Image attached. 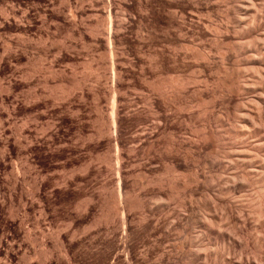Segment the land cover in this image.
I'll list each match as a JSON object with an SVG mask.
<instances>
[{
    "label": "rangeland",
    "instance_id": "1",
    "mask_svg": "<svg viewBox=\"0 0 264 264\" xmlns=\"http://www.w3.org/2000/svg\"><path fill=\"white\" fill-rule=\"evenodd\" d=\"M98 1L99 0H69V1L68 0H0V244H1L0 250H2L0 252V256L2 257V258H0V264L3 263L5 260H6L5 261L6 264L12 263V262H9L7 256H5L6 252L8 254V252H12V250H15V251L18 250L17 251L18 255L16 258L17 260H15L13 262L14 264H41V263L44 264L43 262H45V261H49L50 263H52V261H53V263H55V264H127V263L128 264H138V263L139 264H158L160 262L159 260H161L160 255H162L164 251L167 252L168 250L173 252L172 253L173 255L175 254L174 257H175V259L177 258L176 261L179 262L181 260L182 261L184 260L185 263H187V261H188L187 264H193V263L194 264H198V263L199 264H229L230 262H232L230 264H235L234 261H237L236 264H246V261L248 259L247 254H249V252H250L249 259L251 258V260H248L247 262L250 263V261H251V263H252V261L254 259H256L257 257L260 258L261 260L262 259L264 260V258H262L264 256H261V255H260V257L257 256L256 258H254L255 252L253 254V251H252V254H253V256H252L251 251H250V249H251L250 247H253L252 248L253 250H256L255 248H257V251H258V247L257 246L255 247L256 240L253 241V239H256L260 233H262L261 235H263V237H264V224L263 225L258 224L259 221L255 220L257 218V217L255 218L256 215L251 214V213H253V210L250 209L251 207H249L250 206L249 201H252V199H254V198L256 199L257 196H255V195L258 194L257 192L259 190L257 188H259V187L254 186V185L253 186L249 185L246 187L247 189H245V191H242V193L238 192L235 194L237 200L239 199L238 198L239 195H241L240 199L242 198L241 201L244 200L243 202L246 205V206L244 205L245 206L244 208L248 209V210H245L243 212L244 213L243 216L245 217V219H246V214H249V213L251 214V215L249 214L250 215L249 218L247 215L248 219H246V220H249V221H247V224H248V222L251 223V219L258 221L257 224H255V225H254V223H255L254 220H253L254 221L253 224L247 225V226H249V225L252 226V227L251 226L248 227L249 228L248 229L249 233L247 231L248 236L246 235L247 233L244 234L247 237H249L248 240H247L246 236L242 237V234H240L238 232L236 233V234H238V236L241 235L242 239H244V237L246 238L245 243H244L245 246L243 247L242 253H241V252H239V250H241L240 249L241 247L237 248L239 246V244H240V246L243 245L242 242L244 240L242 241L240 239L241 237L239 238L240 239L239 241H242V242H239L238 240L234 241V244L237 243L235 245L236 247H234L233 244L232 245L227 244L228 246L226 244L224 245V242L227 243L226 242L227 237H229L227 234H229L231 232V230L234 229L232 222L227 220L226 217L224 215H222L219 211H217L219 213H215V211H214V214H211V212L213 213V210H212L209 213V211L206 209L207 206L203 205L206 202V198L204 201L205 196H203V195L201 196V194H200V196H198L199 194H197L195 196L197 198L192 200L195 203L190 201V198L187 196V194H189V192H186V190L190 191L191 188L193 189L195 187L194 178H193L194 172L191 174H190V172L189 173L184 172L183 173L184 175L182 173H180L182 175H180L179 173H178V175L176 174L177 177H174V181L176 180L175 181L176 183L173 181V176H176V175L171 176L172 174L171 175L169 173L167 174V172H165V171L162 172V170L159 171L157 174L151 173V172H146L148 175L145 172L144 173L140 172L141 170H139L138 166H140L139 164L141 163L140 162L141 161V158H140L141 155L138 152V139L140 141L141 136L146 134V132H148V131L150 132L153 129V127H151V125L146 126L145 122H144V124H142L140 121V120H143L142 117L137 116L139 114L140 108H142L141 99L139 98L140 90L137 89V88H139L140 79L137 80V78L141 75V66H142L141 63H142L143 59L141 60V62L139 60L141 58H143V52L141 50L143 47L141 48L140 42H137L138 40H133V39H136V37H138L137 34L138 35L140 34L139 31L141 30L140 29L141 28V22L143 23V21L146 20V19H143L145 17V16H143L144 14L142 13L144 11V8L138 2H136V1L131 2V0H100L99 2ZM151 1H153V0H151ZM151 1L149 2V6H148L149 9L147 8V10H149L148 12L150 15V19L153 20L155 17H157V20L160 21L159 22V24H160L159 25V27H160L159 31L162 30V31H160L161 33H163V31H165V30H168L167 28H170V26L173 24L172 27L170 28V30L172 32L174 30L173 26H175V27L181 26L183 29L187 28V31H189V29H190V31L193 30V33H191L192 31L191 32L189 31L190 33H188V35L190 34L191 37H195L194 39H192L194 41V40H197V38L199 36H201V33H198V32L202 31L203 27H205L206 24L208 25L213 20V19H211L213 17L216 18V19H214L216 22L213 20L212 23L215 22L216 25H215V23H213L215 26L213 24H209L211 26L210 27L211 29L213 28L212 26H214V30H211V29L209 30L208 26L206 25L209 32H214L215 27H217L218 25H220L222 23L224 24V26L230 25V24L232 25V23L229 24L228 21L225 20V17L223 20V18H221L219 16V15H223V13L222 14L219 13V10H221V11L223 10L222 7H224V9L229 7V5H227V7H225L227 4L225 2H224L225 6L223 5L224 3H222V7H221V2H223L221 0H220L221 2L218 0L214 2V4L215 3L217 4V2H220L219 6L217 4V6L219 8L217 7L218 9L217 8L213 9L215 13L214 12L212 13L213 10L210 12V16H212L214 14H216V16L214 15L213 17H210L208 15L209 13H207L208 10H206V13H207L206 14V13H203V11L200 9L201 10L200 14H201V12H202V14H201L202 16H203V14H205V16L202 17V19H204V17H207V16H208L207 19H209V17H210L211 21L206 20V22H208V23H206L204 21L206 18L202 21L201 20L199 21V19H201V18H199L200 17L199 9L197 10V13L194 11L196 15H191V14L188 15L187 14L186 17L191 15L189 18L191 19L192 17H195L194 20L196 19L197 14H198L199 17H197V19L195 20L196 21L195 23H197V24L194 23V25H198V21H199L200 27L198 26L199 27L198 32H197V30H195L197 27L193 25V22H194V20H192L193 18L191 20L189 18H186V20L188 19L187 21L182 19L183 18L182 14H185L182 7L179 8L180 11L178 10V15H177V17H179L180 20H179V18L178 19L176 18V20H177L176 21V20H172L171 13L161 3L156 2L155 0L154 1L156 3H153L154 1L153 2H151ZM95 3H97V4H95ZM181 3H183V1H181ZM70 4L72 7L70 6ZM51 5L52 6L54 5V6L52 7ZM81 5L83 7H85L88 11L90 10L89 12H91V9H93L94 6L96 7L98 5L97 7H99V9L96 7L97 10L99 11L101 9V11L103 13L101 11H99V12H101V13H99L96 10L95 11L97 13H95L94 10H92L91 13L94 12L96 15L99 13V15H97V17L98 16L100 17V15H101L102 18H99V17L96 18L95 15L90 13L91 16H95V17L91 18V16L89 17L86 14V16L88 18H91V19H87L86 16L83 15V17L85 16V19L83 18V22L81 21V23L79 20V22H77L78 26L76 27L78 29V27L80 25V27H79V28H81V29H79L80 31L74 27L77 32L75 31V29L74 30L72 29V26L69 25V23L63 22V24L65 23L66 25L65 24L62 25V22L57 21L61 24H58L59 26L57 25V23L55 24V22H56L55 19L57 17L60 19L64 18L65 20H66V18L70 19L73 16L72 14H74L77 10H79ZM139 6L142 8H140ZM230 6H231V4H230ZM76 7H79V8L77 9ZM74 8H76L77 10ZM248 9H249L248 13L244 11L245 15L246 16L248 15L247 16L248 19L243 18L242 23H248L249 20L251 21L252 16H254L256 13L257 14L259 13V12H255V9L250 7V6ZM109 10L113 14V15L111 14L112 17L115 16L114 18L117 17V18H119V20H122V19L127 18V17L129 18L130 16H132V14L137 17V19L135 20L137 22L136 23L131 22V24L129 25L130 27L128 26V28H130V29L123 31L120 34L121 35V36H119L120 40L118 38H117L118 40L117 39L112 40V41H115L116 43H114L110 40L108 42L107 39L105 40L104 38L106 36H100V37H98L99 39L98 38L96 39V37L98 35L103 34L100 32L103 27H100V26H102L103 24H105V25H103L105 28L107 26L106 21L108 20V18H110V16L108 17V13H107ZM224 11L226 12V10H224ZM224 11H222V12H224ZM63 12H65V13H63ZM150 12H151V14H150ZM216 12H218L219 14ZM129 13H130V15H129ZM141 13L143 16L142 19H141ZM244 13H243V15H244ZM257 14L255 16H257ZM245 15L242 17H246ZM217 18L220 19V22L218 21L219 19L217 20ZM256 18H258V16ZM53 19L55 21H53ZM84 20L85 21L87 20V21L85 22ZM203 21L205 22V24H202V23H204ZM200 22H202V23H200ZM217 22H219L220 24ZM233 22H234V20H233ZM84 23H85V25H84ZM67 24L70 27H68ZM57 26H58V28H57ZM96 26H97V28H96ZM98 26L101 29H99ZM93 27H95V28H93ZM220 27L221 26L217 27V29H219ZM91 28H92V30H91ZM200 29H202V30H200ZM94 30L95 31L98 30L101 34H99L96 31L98 33V35H97V33H95ZM102 30L104 31V29H102ZM106 30H107V28H106ZM194 31L197 33H195ZM70 32H72V33H70ZM79 32H81V34ZM82 32H84V35ZM193 34H196L198 36L193 35ZM79 35H83V36H79ZM214 35H215L214 33L213 34L210 33L209 39L208 38L203 39L201 37H199V38L201 40L203 39L202 40L203 43H204V41L210 42V40H211L210 37L214 38ZM244 35L245 34H243V36ZM241 36H240V34L238 35V37H240V38H241ZM93 37H95V38H93ZM160 37L162 38V39H160L161 42L164 39H166L163 36H160ZM248 37H249L248 35H245V37H243V40H247ZM245 38H247V39H245ZM200 39H198L197 41H194L195 44L198 43V44H196L197 46L198 45L200 46L201 45L200 43H202L200 41ZM97 40H98V42H97ZM168 40L169 39H166L167 43H168ZM214 40H216V43H219V40L216 39V37L214 38ZM214 40L212 39L211 41H214ZM99 41H101V42L99 43ZM166 41H163L162 44L163 43L165 44ZM10 43H11V45H10ZM169 43H170V41H169ZM169 43L165 44V45L163 44L164 48H167V45L170 47ZM210 43L211 44H209V43L205 44L204 43L201 46L204 47V45H205V47H207V49H208V47L210 49L211 47L215 48L217 46V44L215 43L216 46L213 47L212 42H210ZM111 44H113V45H111ZM14 46L15 47L17 46V48H15ZM18 46H20V47H18ZM57 46L58 47L60 46V47L58 48ZM109 46H111V47H109ZM160 46H161V44H160ZM49 47H51V48H49ZM162 47H161V49H162ZM220 48H221V46H220ZM59 49H60V51H59ZM216 49L217 48H215V50ZM219 49L216 51H214V49L213 50L210 49L211 51H208V50L207 51L209 53H211L212 51L216 53L218 51L216 54L219 53V55H220L219 57L215 53L213 54V52L211 55L213 57H214V55H216L219 59H222L221 54H220L221 51ZM108 50H109V52H108ZM49 51H50V53H49ZM216 56L214 57V61H213V62H216L215 64L213 63V65H215L213 67H215V68L218 66L217 62H219V61L221 63L223 62V60L221 61V60L217 59ZM139 57H141V58H139ZM116 58H117V60L114 61ZM192 61L193 60H191L189 62V60H188V62H186V64H188V63H190L191 65L194 64V62L191 63ZM118 62L121 63L122 65H120ZM240 62H241V60H240ZM240 62H238V63H240ZM51 63H52V65H51ZM114 63H117V66H119V65L123 66L121 68L124 69L125 74L122 71L123 75L121 77H120V75H121L120 72L118 71V73L120 74L119 75L117 73V71L114 70V68H112ZM221 63L219 64V66H221ZM224 63H222V65ZM242 63H243V61L241 62V64H238L236 67L239 66L238 68H240V65H242ZM244 64L242 66L243 69H244V67H246ZM169 67L172 69L169 70L170 69ZM169 67H168V71L166 69V73L170 72V73H168V75L166 74V77L167 78L169 77V79H170V77H171V79H176L178 77L182 78L185 75L187 77H190V78L195 77L197 79V77L199 78V76H200L202 78L204 75L202 72L197 70L195 67L192 69V68L185 66L186 67L185 68L181 64L169 65ZM213 71H214V73H212ZM213 71L211 72V74L210 73L209 74L212 76L214 75L213 76L214 78L216 76H219V74L217 73L216 70H213ZM24 72H25V74H24ZM175 72L178 75L175 74ZM111 74H112V76H110ZM194 74H196V75H194ZM98 75H100V76H98ZM113 76H117L116 77L117 79H118V77L121 78V82L119 83V90L121 89L120 91L119 90L115 91L116 89L113 86ZM107 77H109V78H107ZM69 80H70V82H69ZM79 81H80L81 85H80ZM97 81H99V82L97 83ZM136 81H138V82H136ZM27 82H29V83L27 84ZM75 82H77V83H75ZM107 82H109V83H107ZM60 83H62V84H60ZM48 84L51 86H49ZM70 84H72V85H70ZM74 84H76L77 86ZM78 85L81 86L80 88H84L86 90L85 92H87V94L85 95V98L84 97L81 98V96L79 98V94H81L82 90L79 89ZM135 85L137 87L136 89L139 90V92L136 91ZM61 86L64 87V89ZM66 86L68 87L69 91H67ZM74 86H76V87H74ZM60 87H61L62 91H61ZM69 87H71V88L73 87L75 90L73 88L69 89ZM93 88H96V89H93ZM100 88H101V92H103V93H101V95H100V97L102 99H99V101H98L99 104H98V102H97L98 96H96V93L94 94V92H96V90L97 89L99 90ZM65 90L67 91V95H66V93H64V92H66ZM73 91H75L76 94ZM133 91H135V92H133ZM48 94L49 95L51 94L50 95L51 97ZM62 94L64 97H62ZM114 94H115V96H114ZM52 95L55 96V99H54V96L52 97ZM193 97L194 96H191L187 100L193 102L194 106H192V107H194V108H192V111L195 110V113H196L195 115L198 117V119L196 121H198V122L190 123L191 125L189 124V122H187V123H185V126H187L189 124L188 132H191L192 134H195V135H199V134H202L203 132H205V129H206V125H205L206 122H205V120H203L204 118L203 117L199 118V116H201L203 114L202 111L205 109L204 106H205V104L208 105L209 101L207 100V103H206V100H205L204 101L205 104H204V102L199 103L196 100V103H194L195 99ZM116 98H117L118 102L115 101ZM190 98H192L193 100ZM66 99H67V101H66ZM68 99H69V101H68ZM101 100H103V101H101ZM123 100H124V103H123ZM70 101H71V103L69 104ZM16 102H19V104H17ZM84 104H86V105H84ZM117 104H118V107H120L119 114L125 120V125L124 124L119 125L118 131H120L121 133L118 132L116 135L110 136L111 134L109 132H106V131H108L107 126L109 124L108 123L109 120L111 119L109 117H112V115L114 116L113 108ZM197 107H199V108L201 107V108L199 109ZM69 108H70V110H69ZM76 109L77 110L79 109V110L77 111ZM74 111H75V113H74ZM130 113H132V114H130ZM128 118H129V120H128ZM138 118H140V119H138ZM200 119H202V120H200ZM138 122H140V123L138 124ZM194 125L197 128L193 127ZM188 127H187V129H188ZM49 128H50V130H49ZM144 128L145 129L150 128V129L149 130L147 129L145 131ZM192 128H195V129H192ZM30 129H31V131H30ZM21 130H22V133H21ZM142 130H144L145 133ZM142 132L144 133L143 135H141ZM51 134H53L52 137L50 136ZM84 136H86V137H84ZM107 136H109V137H107ZM135 136H137V137L135 138ZM167 136L166 137L164 136L165 139H163L162 142L164 140L168 141ZM199 136H201V135H199ZM87 137H89V138H87ZM86 138L89 140H90V138H92V140H90V141H92L93 144H92V142L90 143V141L86 140ZM13 141L15 142V144ZM16 141L18 142L17 144H16ZM61 141H65V145L67 142L68 143L66 146L63 144L60 145ZM78 141L81 143H79ZM165 141L163 143H165ZM12 142H13V144H12ZM20 143H22V144H20ZM87 143L90 144V146ZM165 144H162V145L165 146ZM83 146H86L85 149L81 148ZM77 147H79V148L77 149ZM88 147H91V148H88ZM64 148H65V150H64ZM86 148L88 150H86ZM75 149H77V150H75ZM217 149L216 148L214 149L211 147V149L209 150L211 153L209 152V154H207L208 157H206V155H205V158H207L208 160L213 159L215 162L217 160L218 164H221L222 162H224L221 165L222 167L219 166L218 168H215L216 170L213 168L214 171L218 170L217 173L215 172L213 174L212 173L213 169L211 168L212 165L210 163L207 164L206 162H204V160L202 158L198 159L196 161L198 163H196V164H197V167H199V168L201 166V168L198 169L200 171L202 170L204 172L208 168L206 170V172H204V174L207 173L206 175H209L211 173L210 175L213 177V179H214V175H215V179L213 180V183H212V185L214 183H216L212 186V187H214V186L216 187V188L214 187V189L217 190V187H219L218 190H223L224 188L226 189V186L231 185V183L228 182L229 176H231L229 174V171L231 174L237 173L239 171L237 169L234 170V168L231 167L233 164L231 165L230 160H229L230 163L228 164L229 158H226V156L222 154V152H221V150H219V148H217ZM117 153H119V154H117ZM220 153H221V155H220ZM119 155H123L126 158H128L127 160H125L126 162L128 161L127 163L125 162L127 164V166H129L127 168L133 169L134 168L133 165L135 164V168H134L135 170L130 169L134 173L131 175V177L128 178V182H129L128 185L129 186L128 185L126 186L127 189L125 188V186L122 187V190L124 192L127 191L125 193L128 194L129 201H131V202H134L137 200L136 196L140 192L139 189H141L142 186L145 185L149 180H153V178H156V176H157L156 179L158 182V178L159 179L164 178L165 177L164 173H166V177L164 178V180H166L165 181L166 185H163L164 187L157 185V186H154L155 188L153 186H151V187L149 186L147 188L149 190L154 188V189H156V192L160 188L161 189L163 188L162 191H164V193H166V191H168V192L171 191L169 193L167 192V194H169V195L171 193V196H165V199L163 201L166 203L167 206L162 211L161 215L163 217L160 215V217H162V219L160 218V220H161V222L163 221L162 225L160 227L163 226L164 221L167 219L166 221H169L170 223H173V222H176V223L175 224H169L166 222L165 223L166 225L164 224L166 226L165 228H167V226L169 227L170 225H171V227L174 228V226L176 225V227H177V228L175 227L176 229L175 228L172 229L170 227L169 229L167 228L168 230H165L164 226H163L162 227L163 230H161L162 229L161 228V229H156L157 231L154 230L155 232H153V231L151 232V231L145 230L143 227H140L139 225H137L135 223L133 225V227L135 226L133 228L135 234L134 233L131 234V231H129L127 233V235L121 236V235H119V234H121L119 232L112 234L113 231H110L111 229H109V231L111 232V235L108 236V234L110 232L108 231L106 226H107V224L111 225V220H110V222L109 221L107 222V220H108V217L110 216V212L112 211V208H113L112 205H111L112 208H110L111 206L109 204V203H111L110 202V197H111L110 193L112 194L113 191H116V189L118 190L121 188V187H119L120 180L118 179V177H119L117 174L118 172H117L116 168L114 167V162L119 157ZM136 155H138V158ZM222 155H223V157H222ZM214 156L216 157L215 159L213 158ZM112 159H113V161H112ZM224 159H225V161H224ZM89 161L92 162L93 167L95 166L94 171H95L96 175L98 174L96 176L97 178L94 177L93 180H91V182L93 181L92 184H91V182L89 183L91 185V187L89 186L90 190H92V192L93 191L95 192V193L93 192L94 195L96 194L95 196H97L98 198H100V197L102 198V199L100 198L101 203L99 202L100 200L97 197L96 198L99 200L98 201L99 203L96 202L97 200L94 201V204H95L94 206H97V209H96L97 211L95 214L96 216L94 217L93 220H90L92 218H91V215L88 214V216L90 218L89 221L93 222V224H96L97 227L95 225H92V223H90L89 221L86 222L84 220L83 217H85L87 215V213H85L86 211L84 212L86 215H84L83 211H76L77 210L76 209L77 204H81L82 202H84V200H87L86 199L87 196L89 198L90 193H87V192H89V190L88 191L86 190V192H85V190H82V189H84L82 187H84L85 184L83 185L81 183H84V181L83 182L81 181V183H79V184L77 181L75 184L73 183L69 187H66V185L64 186L63 184H61V185H63V186H61L60 185L61 182L59 181V178L62 177L63 175H65V173L70 174L71 171L79 172L80 169H84L85 168V167H83L84 162H85L84 166L87 163H89L91 165V163ZM61 162H62V164H61ZM111 162H113V163L111 164ZM131 162H132V164H131ZM93 163H95V164L93 165ZM73 164H74V166H73ZM223 164H225L226 166L224 165V167H223ZM64 165L67 167H65ZM63 166H64V168H61ZM136 166H137V168H136ZM57 167H59L58 169L61 171H59L57 169ZM73 167H74V169L77 168V170H74ZM107 167H108V170H107ZM111 167H112V169H111ZM225 168L226 169L231 168V169L230 170L228 169L229 171L227 173V171L225 172V170H226ZM231 170H233V171H231ZM108 171H110V172L107 173ZM105 172L109 175H107ZM226 173L229 176H227ZM192 174H193V176H192ZM263 174H264V171H263ZM159 175H160V177H159ZM167 175H170V176L167 177ZM179 175L181 176V178L178 177ZM224 175L226 177H224ZM110 176L112 178H110ZM115 176L116 177L118 176V177L116 178ZM216 176L219 180L216 178ZM43 178H44V180H43ZM177 178H179V179H177ZM15 179L19 181V183L17 184L18 187H16L17 189H13V188H15V185L12 183L16 182ZM107 179H109V180H107ZM171 179L173 182L171 181ZM223 179H225V180H223ZM116 180H118L119 182ZM41 182H43L44 186L42 185L40 187ZM192 182H193V184H192ZM173 183H174V185H172ZM220 183L222 185H219ZM226 183L228 185L225 186ZM75 185H76V187H75ZM79 185L80 186L83 185L81 187V189H80ZM167 185H169L170 187ZM186 185H189V186H186ZM20 186H21V188H20ZM222 186H224V187L222 188ZM158 187H159V189H158ZM183 188H186V189H183ZM228 188L229 187H227V189ZM76 189H78V190L76 191ZM77 192L80 193L81 195H79ZM181 192H183V193H181ZM244 192H245V194H243ZM39 193H40V195H39ZM172 194H174V195H172ZM185 194L189 198V199L187 198L188 200H185V201H189V202H186L187 203L186 206H185V203L183 200V199H185L183 197V196H185ZM242 194L245 196H242ZM251 194H252V196L253 195L254 196L252 197ZM100 195H102V196H100ZM12 196H13V198H11ZM249 196H250V200H249ZM199 197H201V198H199ZM81 198H82V200H81ZM198 199L199 200L202 199V201L199 202ZM79 200H81V202ZM203 201H204V203L202 204L201 202H203ZM190 202H192L193 207L190 206ZM197 202H199L201 204H198ZM168 203H169V205H168ZM200 205H201V207H200ZM188 206H190V207H188ZM103 208H104V210H103ZM107 208H110V209L107 210ZM136 208H137L136 206H135V208L133 206L131 207L132 214L140 215L141 209L139 211ZM176 208H178V209H176ZM100 209L102 210V212H100L101 211ZM105 209H106V211H105ZM195 209H197V210L199 209L198 211L201 210V213L198 211L195 212ZM167 211H168V213H167ZM174 211H176V212L172 213ZM179 211H180V213H179ZM80 212H82L83 214L82 213L80 214ZM97 212L99 213V216H101L104 212L103 215L104 216L108 215V217L106 216V218H104V216L102 215L103 220L98 221L97 219H99V218L102 219L101 218L102 216L98 217ZM194 212H195V214H194ZM100 213H102V214H100ZM170 213L172 215H170ZM183 213L185 216L182 215ZM186 213L189 215L187 216ZM74 215L79 217L80 219L77 217H74ZM79 215H81L83 217H80ZM177 215H180L179 217H180V219H182V221L181 220L179 221V219H178L179 217L177 218ZM252 215H254V217ZM182 216H184V217H182ZM198 216L202 217V218L199 219ZM204 216H206L207 218H205ZM96 217H97V219H96ZM157 217L159 218V216H157ZM166 217H168L170 219H168ZM81 218H83V220H82L83 222L81 221ZM183 218H185V219H183ZM204 218L206 220L205 221L206 223L204 221H202V220H204ZM104 219L105 220L107 219L106 220L107 224H105L106 222L104 221ZM109 219H111V218H109ZM172 219H174V220H172ZM94 220H97L98 222L94 221ZM226 220H227V222H226ZM262 220L263 219H261V221ZM22 221H24L25 225H23L24 223ZM74 221L76 223H74ZM103 221L105 223H103ZM220 221H221V223H220ZM261 221L259 223L262 224L263 221L262 222ZM18 222H19V224H18ZM100 222H101V224L103 223V225H104L103 227L101 225L102 230H98V228H101V227H98V226H100ZM12 223H17L18 226L20 225L22 232H20L21 230L17 227V224L15 227L11 226V225H13ZM76 224L78 225L77 227H76ZM136 225H137V228H136ZM230 225H232V226L230 227ZM258 225L262 226L263 229L261 227L259 229L257 227ZM250 227L256 228V230L258 228L259 229L258 231L260 233H258L255 230L256 233L254 235L253 234L254 230L251 229ZM23 228H24V231L26 230L25 232L23 231ZM103 228L107 229V232H109V233L106 232L107 235H106V233H104V231H106V230L105 229L103 230ZM135 228H136V230H135ZM193 228H194V230H193ZM217 228H219V229H217ZM178 229H179V231H178ZM182 229H184V230H182ZM185 229H186V231H185ZM16 230H18V231H16ZM164 230L166 231L165 233H164ZM201 230L203 231L202 233H200ZM220 230H221V232H220ZM251 230H253L252 233L250 232ZM28 231H29V235H27ZM88 231H90V232H88ZM98 231H99V233H98ZM168 231L169 232L171 231V232L169 233ZM23 232H24V234H22ZM69 232H70V234H69ZM226 232H227V234H226ZM234 232H235V229H234ZM25 233H26V235H25ZM181 233H184V234H182V236H181ZM233 233L231 232V234H233ZM72 234H74V235H72ZM166 234H168V235H166ZM191 234H193L192 235L193 237L191 236ZM196 234L200 235V236L197 235L196 239H198V240L195 239ZM236 234H235V236H237ZM252 234L254 235V237L251 236ZM112 235H115V236H112ZM110 236H112V237H110ZM255 236H256V238H255ZM63 237H67L68 238L67 240L70 242V246H72L71 249H69V251L66 252L68 254H66L64 251L65 245H64V238ZM133 237H135V238H133ZM165 237L167 240L165 239ZM131 238H133L134 241ZM173 238H174L175 242H174ZM192 238H194L195 240H193ZM259 238H257V239H259ZM112 239H115V240H112ZM127 239H128V242L130 245L128 244ZM185 239H186V241H185ZM237 239H238V237H237ZM7 240H9V241H7ZM143 240H144V242H143ZM199 240H201V241H199ZM250 240L253 241V243H251ZM44 241L47 243H45ZM137 241H138V244H137ZM182 241H185V242L181 243V245H180V242H182ZM246 241H247V247H246ZM248 241L251 243L250 244L251 246L249 245ZM259 241L263 242L264 238L259 240ZM196 242H199V243L197 244ZM135 243H136V245H135ZM172 243L176 244L175 246H179V249L177 250L178 255H177V252L175 250L176 247ZM241 243H242V245H241ZM44 244L45 245L47 244V245L45 246ZM61 244H63L64 246ZM65 244H68V243H65ZM253 244H254V246H253ZM19 245L22 248L21 247L19 248ZM169 245H172V246H169ZM163 246L165 247L164 249H163ZM168 246L171 248H169ZM225 246H227V248H229L230 252L232 251V255H230L229 250H226L227 248ZM230 246L233 247L235 250H233V248H230ZM166 247H167V249H166ZM246 248H248L249 250ZM19 249H21V250H19ZM149 249H151V250H149ZM244 249H245V251H244ZM43 250H45L44 251V257L45 258L43 257ZM125 251L127 253H125ZM234 251H236V252H234ZM46 252H47V254H45ZM52 252H54V253H52ZM159 252H161L162 254L161 253L159 254ZM200 252H201V254H200ZM228 252H229V254H228ZM261 252L262 251H260V253L259 252L256 253V255L261 254ZM39 253H40V255H38ZM141 253H142V255H141ZM234 253H235V256L233 255ZM240 253L242 255H240ZM187 254H188V256H187ZM198 254H199V256H198ZM243 254H246L247 258ZM250 255L252 257H250ZM262 255H264V251H263ZM190 256H191V258H189ZM4 257H6V258H4ZM18 257L20 258V260L18 259ZM231 257H233V258H231ZM240 257H241V259H242V257L245 258V260H240ZM187 258H189V259H187ZM1 259L3 262L1 261ZM131 259H132V261H131ZM17 261H19V262H17ZM238 261L239 262L241 261L243 263H238ZM5 263H3V264H5ZM263 264H264V261H263Z\"/></svg>",
    "mask_w": 264,
    "mask_h": 264
},
{
    "label": "bare ground",
    "instance_id": "2",
    "mask_svg": "<svg viewBox=\"0 0 264 264\" xmlns=\"http://www.w3.org/2000/svg\"><path fill=\"white\" fill-rule=\"evenodd\" d=\"M69 1V0H68ZM100 1V0H99ZM98 1V2H99ZM132 1H136V2H138L143 8H144V11L142 12L144 15L143 16H145L144 18H143V16H142V13H141V19L143 18V19H146V20H142L143 21V23L141 22V30L139 31L140 32V34L138 35L137 33V36L138 37H136V39H133V40H138L137 42H140V44H141V50H142V52H143V58H141V57H139V58H141L139 61L141 62V60H142V66H141V75L137 78V80H139L140 79V81H139V88H137L136 87V85H135V89L137 88V89H139L140 90V95H139V98L141 99V103H142V108H140V110H139V114L137 115V116H141L142 117V119L143 120H140L141 121V123L142 124H144V122H145V124H146V126L147 125H151V127H153V129L149 132H146V134H144L145 133V131L148 129H150V128H147V129H145L144 128V130H142V131H144V133L142 132L141 133V135H143V136H141V138H140V141H139V139H138V152H139V154L141 155V163L139 164L140 166H138V168H139V170H141L140 172H142V173H146V172H151V173H155V174H157L159 171H161L162 170V172H167V174L169 173L171 176H173V175H178V173L180 174V173H184V172H190V174L191 173H193L194 174V185H195V187L192 189L191 188V190L190 191H188V190H186V192H189V194H187V196L190 198V201H192V200H194L195 198H197V197H195L197 194H199L198 196H200V194H201V196L203 195V196H205L204 197V201H205V198H206V202L204 203V201L203 202H201L204 206L206 205L207 206V210L209 211V213H210V211H212L213 210V213L211 212V214H214V211H215V213H221L222 215H224L225 217H226V219L227 220H229V221H231L232 222V225H233V228L235 229V232H234V229L233 230H231V232L233 233H240V234H242V237L243 236H248V233H249V231H248V227L249 226H251V225H249V226H247L248 224H253L254 223V221L255 220H258L259 222L261 221V219H263L262 221L264 222V174H263V171H264V0H221V1H223V2H221L220 0H218V1H220L221 2V7H222V3H227L226 4V6H225V3L223 4L225 7H227V5H229V7L228 8H226V9H224V7H222L223 8V10L222 11H224V10H226V12L224 11V12H222L221 10H219V13H223V15H219L221 18H223V20H224V17H225V20H227L228 21V23L230 24V23H232V25L230 24V25H225L224 26V24L222 25V24H220L219 22H220V19L219 18H217V20L219 21V22H217V23H219L220 25H218L217 27H219V26H221L219 29H217V27H215V31L214 32H209V30L211 29L210 27V25L209 24H213V23H215L216 21L214 20V19H216V18H214L213 16L215 15L216 16V14H214V15H212V16H210V12L213 10V9H215V8H217L219 5H220V2H217V4H218V6H217V4L215 5L214 4V2L215 1H217V0H155L156 2H159V3H161L164 7H166V9H168L169 10V12L171 13V16H172V20H176V18L178 19L179 17H177V15H178V10L180 11V9L179 8H181L182 7V9L184 10V13L185 14H182L183 16V18L182 19H184V20H186V18H189L191 15H196L195 14V12L197 13V10L199 9V14H200V11L202 10L203 11V13H206V10H210L209 12L207 11V13H209L208 15L210 16V17H213V18H211V19H213L215 22H213L212 23V21H211V19H210V17H209V19H207L208 18V16L207 17H204V19H202V17L203 16H205V14H203V16L201 15L202 14V12H201V14H200V17L198 16V14H197V17H199V18H201V19H199V21L201 20H204L205 22H206V20H210L209 22V24L207 25L208 26V28H209V30H208V28H207V26L205 25V27H203V30L202 29H200V30H202V31H200V32H198L199 30H198V28L200 27L199 26V21H198V25H194V23L196 22L195 20L197 19V17H196V19L194 20V18L195 17H192L191 19L192 20H194V22H193V25L194 26H196L197 28L195 29V30H197V32L198 33H201V36H199V37H201V38H203V39H209V36H210V33H214L215 35H214V38L216 37V39H218L219 40V43H216V40H214V38H212V37H210V39L212 40H214V41H211L210 40V42H212V46L213 47H215L216 45H215V43L217 44V46L215 47V48H217L216 50H218L219 48H220V46H221V48L219 49L220 51V54H221V57H222V59H219L218 57L220 56L219 55V53L218 54H216L215 52H213V54L215 53L216 55H214V57L216 56L217 57V59H219V60H223V62L222 63H224L223 65H222V63H221V66H219V62H217V65L219 66H217L216 68L215 67H213V66H215V65H213V63L215 64L216 62H213L214 61V57L211 55L212 54V52L211 53H209L208 51H211V50H213L214 49V51H216L215 50V48H212L211 46V50L209 49V47H208V49H207V47H205V45H204V47H202L201 45H203L204 43L206 44H211L210 42H206V41H204V43H203V39L201 40L199 37L197 38V40L198 39H200V41L203 43H200L201 45V47L198 45H196V44H198V43H196L195 44V42L194 41H197V40H192V39H194L195 37H191V35L189 36L188 35V33H190L191 31V33H193V30H191L190 31V29H189V31H187V28L184 30L181 26L180 27H175V26H173L174 27V30H173V32L170 30V28L172 27V25L170 26V28H167L168 30H165V31H163V33H161L160 31H162V30H160L159 31V29H160V27H159V22L160 21H158L157 20V17H155L153 20L152 19H150V15H149V10H147V8H148V6H149V2L151 1V0H131V2ZM154 1V0H153ZM153 1H151V2H153ZM153 2V3H156V2ZM181 1H183V3H181ZM49 2V1H48ZM53 4V3H52ZM95 4H97V3H95ZM158 4V3H157ZM160 4V5H161ZM230 4H231V6H230ZM52 6V5H51ZM54 6V5H53ZM52 6V7H53ZM70 6H71V4H70ZM75 6V5H74ZM79 6V5H78ZM82 6V5H81ZM80 6V8L79 7H76L77 9L79 8V10H77L76 8H74V9H76L75 11V13L74 14H72L71 16V18L70 19H67L66 18V20L64 19H60V18H56L55 20H56V22H55V24L57 23V25L58 24H61V23H59V22H62V25H64L63 24V22H66V23H69V25H71L72 26V29L74 30L77 26H78V24H77V22H79V20H80V23H81V21L83 22V18L85 19V16H86V14L90 17L91 16V14H93V15H95L96 16V18H98L97 17V15H99V13H101L102 11H101V9L99 10V11H101V12H99L98 10H97V8L99 9V7H93V9H91V12H92V10H94V12L95 13H97L96 11H98L99 13L96 15L94 12L93 13H91V12H89L85 7H81ZM249 6L250 7H252V8H254L255 9V12H259L258 14H257V16H258V18H256L257 16H255L253 13V15L255 16H252V19H251V21L249 20V22L248 23H242V19L243 18H247V16L245 15V13H244V11L245 12H247L248 13V8H249ZM49 7V6H48ZM72 7V6H71ZM140 7V6H139ZM142 7H140V8H142ZM95 8V9H94ZM219 8V7H218ZM217 8V9H218ZM64 9V8H63ZM62 9V10H63ZM149 9V8H148ZM201 9V10H200ZM65 10V9H64ZM96 10V11H95ZM167 10V11H168ZM14 11V10H13ZM195 11V12H194ZM205 11V12H204ZM217 11V10H216ZM73 12V11H72ZM182 12V11H181ZM214 12V10L212 11V13ZM63 13H65V12H63ZM91 13V14H90ZM103 13V12H102ZM108 17L110 16V18H108V20L106 21L107 22V26H106V28H107V30H106V28L103 26V25H105V24H101L102 26H100V27H103L102 29H104V31L101 29V28H99V26H98V28L99 29H101V33H103L102 35H98V33L99 34H101L98 30H94L95 31V33H97V37H96V39L98 38V37H100V36H106L104 39L106 40H108V42H109V40L110 41H112V40H116L117 38L120 40V38H119V36H121L120 34L123 32V31H125V30H127V29H130V28H128V26L131 24V22L132 23H136L137 21H135L136 19H137V17L135 16V15H133L132 14V16H130L129 18L127 17V18H124V19H122V20H119V18H114V17H112V12L109 10L108 12ZM117 13V12H116ZM140 13V12H139ZM180 13V12H179ZM206 13V14H207ZM215 13V12H214ZM216 13H218V12H216ZM218 13V14H219ZM226 15H225V14ZM243 13H244V15L246 16V17H242V16H244L243 15ZM16 14V13H15ZM60 14V13H59ZM90 14V15H89ZM112 14V15H111ZM150 14H151V12H150ZM169 14V13H168ZM187 14L189 15V14H191L190 16H188V17H186L187 16ZM217 14V15H218ZM260 14V15H259ZM42 15V14H41ZM64 15V14H63ZM67 15V14H66ZM83 15H85L84 17H83ZM129 15H130V13H129ZM140 15V14H139ZM95 16H91V18L92 17H95ZM170 16V17H171ZM17 17V16H16ZM66 17V16H65ZM112 17V18H111ZM153 17V16H152ZM250 17V16H249ZM55 18V17H54ZM86 18L87 19H91V18H88L87 16H86ZM99 18H102L101 17V15H100V17ZM114 18V19H113ZM139 18V17H138ZM15 19V18H14ZM140 19V18H139ZM171 19V18H170ZM190 19V18H189ZM190 19V20H191ZM248 19V18H247ZM250 19V18H249ZM54 19H53V21H55ZM179 20H180V18H179ZM188 20V19H187ZM186 20V21H187ZM232 20V21H231ZM233 20H234V22H233ZM46 21V20H45ZM57 21H59V22H57ZM85 21V20H84ZM87 21V20H86ZM85 21V22H86ZM104 21V20H103ZM135 21V22H134ZM177 21V20H176ZM203 21V22H204ZM230 21V22H229ZM101 22V21H100ZM105 22V21H104ZM192 22V21H191ZM205 22L204 23H202V22H200V23H202V24H205ZM224 22V21H223ZM53 23V22H52ZM172 23V22H171ZM170 23V24H171ZM178 23V22H177ZM182 23V22H181ZM206 23H208V22H206ZM2 24V23H1ZM184 24V23H183ZM192 24V23H191ZM195 24H197V23H195ZM227 24V23H226ZM66 25V24H65ZM68 25V24H67ZM68 25V27H70ZM84 25H85V23H84ZM99 25V24H98ZM192 25V26H193ZM214 25V24H213ZM215 25H216V23H215ZM214 25V26H215ZM55 26V25H54ZM59 26V25H58ZM58 26H57V28H58ZM89 26V25H88ZM92 26V25H91ZM185 26V25H184ZM183 26V27H184ZM193 26V27H194ZM199 26V27H198ZM203 26V25H202ZM214 26H212L213 28L211 29V30H214ZM4 27V26H3ZM61 27V26H60ZM75 27V28H74ZM79 27H80V25H79ZM78 27V29L77 30H79V29H81V28H79ZM82 27V26H81ZM84 27V26H83ZM130 27V26H129ZM135 27V26H134ZM49 28V27H48ZM56 28V29H57ZM67 28V27H66ZM93 28H95V27H93ZM96 28H97V26H96ZM136 28V27H135ZM163 28V27H162ZM76 29H75V31H76ZM164 29V28H163ZM69 30V29H68ZM71 30V29H70ZM90 30V29H89ZM91 30H92V28H91ZM90 30V31H91ZM80 31V30H79ZM103 31V32H102ZM136 31V30H135ZM73 32V31H72ZM72 32H70V33H72ZM77 32V31H76ZM132 32V31H131ZM195 32V31H194ZM197 32H195V33H197ZM80 34H81V32H79ZM78 33V34H79ZM83 33V35H84V32H82ZM240 34V36L242 35L243 36V34H245V35H248L249 37H248V39L247 38H245V39H247V40H243V37H245V35L242 37L241 36V38L240 37H238V35ZM73 35V34H72ZM83 35H79V36H83ZM193 35H196V34H193ZM192 35V36H193ZM74 36V35H73ZM90 36V35H89ZM160 36H163L164 38H166V39H169L168 40V43H169V41H170V43H169V45H170V47L167 45V48H164V46H163V44H162V42L163 41H166V39H164L162 42L160 41V39H162ZM196 36H198V35H196ZM95 37H93V38H95ZM125 37V36H124ZM247 37V36H246ZM92 38V37H91ZM53 39V38H52ZM99 39V38H98ZM117 39V40H118ZM93 40V39H92ZM95 41V40H94ZM21 42V41H20ZM53 42V41H52ZM97 42H98V40H97ZM101 41H99V43H100ZM112 42H114V43H116L115 41H112ZM214 42V43H213ZM218 42V41H217ZM93 43V42H92ZM96 43V42H95ZM161 44V46H160V44ZM167 43V41L165 42V44H168ZM15 44V43H14ZM54 44V43H53ZM164 44V45H165ZM219 44V45H218ZM221 44V45H220ZM6 45V44H5ZM10 45H11V43H10ZM18 45V44H17ZM20 45V44H19ZM77 45V44H76ZM99 45V44H98ZM106 45V44H105ZM111 45H113V44H111ZM225 45V46H224ZM26 46V45H25ZM108 46V45H107ZM163 46V47H162ZM208 46V45H207ZM3 47V46H2ZM15 47V46H14ZM18 47H20V46H18ZM58 47V46H57ZM60 47V46H59ZM58 47V48H59ZM109 47H111V46H109ZM114 47V46H113ZM112 47V48H113ZM160 47V48H159ZM161 47H162V49H161ZM200 47V48H199ZM7 48V47H6ZM12 48V47H11ZM15 48H17V46L15 47ZM49 48H51V47H49ZM109 49V48H108ZM208 51H207V50ZM4 50V49H3ZM48 50V49H47ZM52 50V49H51ZM65 50V49H64ZM70 50V49H69ZM112 50V49H111ZM58 51V50H57ZM59 51H60V49H59ZM139 51V50H138ZM67 52V51H66ZM108 52H109V50H108ZM117 52V51H116ZM6 53V52H5ZM49 53H50V51H49ZM61 53V52H60ZM121 53V52H120ZM48 54V53H47ZM67 54V53H66ZM52 55V54H51ZM115 55V54H114ZM140 55V54H139ZM16 56V55H15ZM126 56V55H125ZM67 57V56H66ZM116 57V56H115ZM124 57V56H123ZM220 57V58H221ZM71 58V57H70ZM74 58V57H73ZM118 58V57H117ZM117 58L114 60V61H116L117 60ZM120 59V58H119ZM216 59V58H215ZM17 60V59H16ZM188 60H189V62L191 61V60H193L191 63H193L194 62V64H190V63H188V64H186V62H188ZM240 60H241V62L243 61V63H242V65H240V68H238V67H236L238 64H241V62H240ZM113 61V62H114ZM203 61V62H202ZM216 61V60H215ZM137 62V61H136ZM238 62H240V63H238ZM53 63V62H52ZM52 63H51V65H52ZM119 63V62H118ZM139 63V62H138ZM245 63V64H244ZM112 64V63H111ZM120 65H122L121 63H119ZM130 64V63H129ZM178 64H181L182 66H186V67H189V68H196L197 70H199L200 72H202L203 74V77L201 78L200 76H199V78L197 77V79L195 78H193V77H187L186 75V77L184 76V77H178V78H176V79H171V77H170V79H169V77L167 78L166 77V74L168 75V73H170V72H167L166 73V69H167V71H168V67H169V65H178ZM243 64L246 66V67H244V69H243ZM117 66V63H114L113 64V67L112 68H114V70H116L117 71V73H118V71L120 72V77L123 75V72H124V69H122L121 67H123V66ZM125 65V64H124ZM58 66V65H57ZM129 66V65H128ZM125 67V66H124ZM174 67V66H173ZM185 67V68H186ZM110 68V67H109ZM170 68V67H169ZM242 68V69H241ZM172 68H170L169 70H171ZM36 70V69H35ZM76 70V69H75ZM175 70V69H174ZM195 70V69H194ZM213 70H216L217 71V73L219 74V76H216L215 78L212 76V75H210L211 74V72L213 71ZM25 71V70H24ZM50 71V70H49ZM55 71V70H54ZM123 71V72H122ZM137 71V70H136ZM198 71V72H199ZM250 71V72H249ZM252 71V72H251ZM48 72V71H47ZM52 72V71H51ZM58 72V71H57ZM56 72V73H57ZM78 72V71H77ZM177 72V71H176ZM175 72V74H177ZM102 73V72H101ZM109 73V72H108ZM111 73V72H110ZM116 73V74H117ZM210 73V74H209ZM212 73H214V71L212 72ZM250 73V74H249ZM252 73V74H251ZM24 74H25V72H24ZM67 74V73H66ZM74 74V73H73ZM124 74H125V72H124ZM131 74V73H130ZM174 74V75H175ZM71 75V74H70ZM114 75V74H113ZM178 75V74H177ZM182 75V74H181ZM194 75H196V74H194ZM210 75V76H209ZM73 76V75H72ZM98 76H100V75H98ZM110 76H112V74L110 75ZM126 76V75H125ZM62 77V76H61ZM68 77V76H67ZM117 76H113V86L115 87V91H117V90H119V83L121 82V78H119L118 77V79L116 78ZM65 78V77H64ZM74 78V77H73ZM85 78V77H84ZM98 78V77H97ZM107 78H109V77H107ZM173 78V77H172ZM78 79V78H77ZM94 79V78H93ZM96 79V78H95ZM111 79V78H110ZM125 79V78H124ZM54 80V79H53ZM74 80V79H73ZM82 80V79H81ZM77 81V80H76ZM112 81V80H111ZM69 82H70V80H69ZM93 82V81H92ZM99 81H97V83H98ZM133 82V81H132ZM136 82H138V81H136ZM26 83V82H25ZM29 82H27V84H28ZM48 83V82H47ZM75 83H77V82H75ZM79 83H80V81H79ZM85 83V82H84ZM95 83V82H94ZM107 83H109V82H107ZM57 84V83H56ZM60 84H62V83H60ZM69 84V83H68ZM91 84V83H90ZM89 84V85H90ZM96 84V83H95ZM94 84V85H95ZM49 85V84H48ZM70 85H72V84H70ZM74 85H76V84H74ZM80 85H81V83H80ZM80 85H78V87H79V89H81L82 90V92H81V94H79V98H80V96H81V98H85V95L87 94V92H85L86 90L84 89V88H80L81 86ZM138 85V84H137ZM30 86V85H29ZM49 86H51V85H49ZM60 86V85H59ZM65 86V85H64ZM68 86V85H67ZM66 86V88H67V91H69L68 90V87ZM77 86V85H76ZM76 86H74V87H76ZM91 86V85H90ZM99 86V85H98ZM97 86V87H98ZM121 86V85H120ZM62 87V86H61ZM61 87H60V89H61ZM83 87V86H82ZM113 87V88H114ZM63 89H64V87H62ZM73 88V87H72ZM71 87H69V89H72ZM99 88V87H98ZM110 88V87H109ZM50 89V88H49ZM52 89V88H51ZM74 89V88H73ZM93 89H96V88H93ZM111 89V88H110ZM134 89V90H135ZM136 89V91H138L139 92V90H137ZM45 90V89H44ZM56 90V89H55ZM75 90V89H74ZM121 90V89H120ZM119 90V91H120ZM40 91V90H39ZM61 91H62V89H61ZM66 91V90H65ZM67 91L66 92H64V93H66V95H67ZM104 91V90H103ZM108 91V90H107ZM118 91V92H119ZM127 91V90H126ZM48 92V91H47ZM52 92V91H51ZM59 92V91H58ZM74 93H75V91H73ZM94 92V91H93ZM114 92V91H113ZM117 92V93H118ZM133 92H135V91H133ZM49 93V92H48ZM96 93V96H98L97 98H98V100H97V102L99 101V99H102L101 97H100V95H101V93H103V92H101V88L98 90H96V92H94V94ZM105 93V92H104ZM116 93V94H117ZM121 93V92H120ZM71 94V93H70ZM76 94V93H75ZM89 94V93H88ZM93 94V95H94ZM112 94V93H111ZM138 94V93H137ZM32 95V94H31ZM49 95V94H48ZM51 95V94H50ZM49 95V96H50ZM61 95V94H60ZM59 95V96H60ZM74 95V94H73ZM121 95V94H120ZM41 96V95H40ZM39 96V97H40ZM47 96V95H46ZM54 95H52V97H53ZM114 96H115V94H114ZM119 96V95H118ZM122 96V95H121ZM120 96V97H121ZM191 96H194L193 98L195 99V102L194 103H196V100L200 103V102H204L205 100H206V103H207V100L209 101L208 103V105L207 104H205V102H204V104H205V106H204V110L202 111L203 112V114L201 115V116H199V118H201V117H203L202 119L203 120H205V122L207 123H205V125H206V129H205V132H203L202 134H199V135H201V136H199V135H195V134H192L191 132H188V130H189V124L190 123H193V122H198V121H196L197 119H198V117L195 115L196 113H195V110L194 111H192V108H194V107H192V106H194V104H193V102H191V101H189V100H187V99H189V97H191ZM36 97V96H35ZM34 97V98H35ZM51 97V96H50ZM61 97V96H60ZM59 97V98H60ZM62 97H64L63 96V94H62ZM124 97V96H123ZM33 98V97H32ZM138 98V99H139ZM54 99H55V96H54ZM75 99V98H74ZM190 99H192V98H190ZM64 100V99H63ZM76 100V99H75ZM78 100V99H77ZM193 100V99H192ZM66 101H67V99H66ZM68 101H69V99H68ZM101 101H103V100H101ZM100 101V102H101ZM115 101H117V98H116V100ZM134 101V100H133ZM41 102V101H40ZM52 102V101H51ZM57 102V101H56ZM75 102V101H74ZM118 102V101H117ZM17 104H19V102H16ZM63 103V102H62ZM71 103V101L69 102V104ZM115 103V102H114ZM123 103H124V100H123ZM73 104V103H72ZM76 104V103H75ZM79 104V103H78ZM98 104H99V102H98ZM116 104V103H115ZM193 104V105H192ZM84 105H86V104H84ZM200 105V104H199ZM207 105V106H206ZM97 106V105H96ZM101 106V105H100ZM135 106V105H134ZM65 107V106H64ZM68 107V106H67ZM88 107V106H87ZM140 107V106H139ZM196 107V106H195ZM202 107V106H201ZM200 107V108H201ZM39 108V107H38ZM42 108V107H41ZM45 108V107H44ZM113 108V107H112ZM197 108H199V107H197ZM196 108V109H197ZM199 108V109H200ZM119 109H120V107H118V104L116 105V106H114V108H113V113H114V116L112 115V117H109V118H111L110 120H109V124H108V131H106V132H109L111 135L110 136H114V135H116L118 132H120V131H118L119 130V125H121V124H124L125 125V120H124V118H122L121 116H120V114H119ZM123 109V108H122ZM69 110H70V108H69ZM74 110V109H73ZM77 110V109H76ZM79 110V109H78ZM77 110V111H78ZM121 111V110H120ZM138 112V111H137ZM74 113H75V111H74ZM81 113V112H80ZM79 113V114H80ZM121 113V112H120ZM77 114V113H76ZM112 114V113H111ZM130 114H132V113H130ZM129 117V116H128ZM140 117V118H141ZM75 118V117H74ZM135 118V117H134ZM140 118H138V119H140ZM202 119H200V120H202ZM2 120V119H1ZM91 120V119H90ZM89 120V121H90ZM128 120H129V118H128ZM137 120V119H136ZM88 121V120H87ZM131 121V120H130ZM9 122V121H8ZM85 122V121H84ZM124 122V123H123ZM137 122V121H136ZM187 122H189V124L187 125V126H185V123H187ZM200 122V121H199ZM32 123V122H31ZM60 123V122H59ZM140 122H138V124H139ZM30 124V123H29ZM82 124V123H81ZM54 125V124H53ZM58 125V124H57ZM56 125V126H57ZM79 125V124H78ZM88 125V124H87ZM191 125V124H190ZM193 125V124H192ZM198 125V124H197ZM82 126V125H81ZM139 126V125H138ZM204 126V125H203ZM30 127V126H29ZM59 127V126H58ZM57 127V128H58ZM86 127V126H85ZM106 127V126H105ZM187 127H188V129H187ZM193 127H196L195 125L193 126ZM197 128V127H196ZM25 129V128H24ZM103 129V128H102ZM192 129H195V128H192ZM208 129V130H207ZM49 130H50V128H49ZM56 130V129H55ZM101 130V129H100ZM204 130V129H203ZM207 130V131H206ZM30 131H31V129H30ZM103 131V130H102ZM193 131V130H192ZM52 132V131H51ZM54 132V131H53ZM105 132V131H104ZM103 132V133H104ZM137 132V131H136ZM194 132V131H193ZM21 133H22V130H21ZM102 133V134H103ZM121 133V132H120ZM167 133V134H166ZM101 134V133H100ZM138 134V133H137ZM166 134V135H165ZM198 134V133H197ZM26 135V134H25ZM28 135V134H27ZM64 135V134H63ZM106 135V134H105ZM139 135V134H138ZM168 135V136H167ZM29 136V135H28ZM51 137L53 136V134H51L50 135ZM90 136V135H89ZM118 136V135H117ZM116 136V137H117ZM164 136L166 137H168V141L166 140H164L165 141V143H163L162 142V140L163 139H165L164 138ZM64 137V136H63ZM84 137H86V136H84ZM102 137V136H101ZM107 137H109V136H107ZM137 136H135V138H136ZM27 138V137H26ZM82 138V137H81ZM87 138H89V137H87ZM86 138V140H88V141H90V140H92V138H90V140L89 139H87ZM167 139V138H166ZM111 140V139H110ZM136 140V139H135ZM14 142V141H13ZM13 142H12V144H13ZM60 142V141H59ZM77 142V141H76ZM79 142V141H78ZM92 141H90V143H91ZM18 142L16 141V144H17ZM68 143V142H67ZM67 143H66V145H67ZM79 143H81V142H79ZM133 143V142H132ZM14 144H15V142H14ZM20 144H22V143H20ZM19 144V145H20ZM61 144H63V145H65V141H61V143H60V145ZM88 144V143H87ZM92 144H93V142H92ZM162 144H165V146H163ZM65 145V146H66ZM89 146H90V144H88ZM167 145V146H166ZM21 146V145H20ZM81 146V145H80ZM87 146V145H86ZM86 146H83V147H81V148H84L85 149V147ZM131 146V145H130ZM133 146V145H132ZM74 147V146H73ZM137 147V146H136ZM211 147L212 148H219V150H221V152H222V154L223 155H225L226 156V158H229L228 159V164L230 163V161H231V167H233L234 168V170L235 169H237L239 172H237V173H233V174H231L230 173V169L228 170V169H226L225 170V172L227 171V173H228V171H229V174L231 175V176H229L227 173V176H229V180H228V182L229 183H231V185H228L227 183L225 184V186L226 185H228V186H226V189L224 188L223 190H218V188L219 187H217V190L216 189H214V187H212L214 184H216V183H214L213 185H212V183H213V180L215 179V175H214V179H213V177L209 174V175H206V174H204V172H206V170L208 169H206L204 172L201 170H198V169H200L201 168V166H200V168L199 167H197V164L196 163H198V162H196L198 159H200V158H202L203 160H204V162H206L207 164H211L212 165V169L214 168H218L219 166H221L222 165V163H224V162H222L221 164H218L217 163V160H216V162L213 160H208L207 158H205V155H206V157H208L207 156V154H209V150L211 149ZM63 148V147H62ZM76 148V147H75ZM79 147H77V149H78ZM88 148H91V147H88ZM61 149V148H60ZM77 149H75V150H77ZM132 149V148H131ZM64 150H65V148H64ZM86 150H88L87 148H86ZM90 150V149H89ZM218 150V149H217ZM216 150V151H217ZM122 151V150H121ZM75 152V151H74ZM91 152V151H90ZM89 152V153H90ZM120 152V151H119ZM219 152V151H218ZM123 153V152H122ZM211 153V152H210ZM77 154V153H76ZM117 154H119V153H117ZM116 154V155H117ZM138 154V153H137ZM218 154V153H217ZM220 155H221V153H220ZM223 155H222V157H223ZM92 156V155H91ZM90 156V157H91ZM137 156V158H138V155H136ZM218 156V155H217ZM128 157V156H127ZM131 157V156H130ZM212 157V156H211ZM132 158V157H131ZM214 159L216 158L215 156L213 157ZM91 159V158H90ZM128 158H126L125 156H123V155H119V157L115 160V162H114V167L116 168V170H117V174H118V179L120 180V185H119V187H121L120 189H116V191H113L112 192V194L110 193V202L112 203H109L110 204V206L112 205L113 206V208H112V206L110 207V208H112V211L110 212V216L108 217V215H103L104 214V212H103V214L102 213H100V214H102L103 216H104V218H106V216L108 217V220H107V222L109 221L110 222V220H111V225H108L107 224V222H106V220L104 219V221L106 222H104L103 221V223H105V224H107V226H106V228L108 229V231H109V229H111L110 231H113L112 232V234H114V233H116V232H119V233H121V234H119V235H127V233L129 232V231H131V234L132 233H134L135 234V232H134V227H133V225L136 223L137 225H139L140 227H143L145 230H147V231H153V232H155L154 230H156V229H161L163 226H164V229L165 230H168L170 227H171V225L168 227L167 226V228H165L166 226V222L167 223H169V224H175L176 222H173V223H170L169 221H164V223H163V226L162 227H160L161 225H162V222H161V220H160V218L162 219V211H163V209H165V207L167 206L166 205V203L165 202H163L164 201V199H165V196H171V193H170V195L169 194H167V192L168 191H166V193H164V191H162V189L160 188L159 189V187H158V189L159 190H157V192H156V189H154L155 187L154 186H163V185H166V180H164V178L166 177V173H164V175H165V177L164 178H158V182H157V176H156V178H153V180H149L145 185H143L142 186V188L141 189H139V194L136 196L137 197V200L136 201H134V202H131V201H129V198H128V194L127 193H125V192H127V191H123L122 190V187L123 186H125V188H126V186L128 185V178L129 177H131V175L134 173L132 170L135 168V164L133 165L134 166V168L132 169V168H130V169H132V170H130L129 168H127V167H129V166H127V162L125 161V160H127ZM134 159V158H133ZM130 160V159H129ZM202 160V161H203ZM230 160V161H229ZM112 161H113V159H112ZM136 161V160H135ZM134 161V162H135ZM224 161H225V159H224ZM88 162V161H87ZM86 162V163H87ZM90 163H91V165L89 164V163H87L85 166H84V163H83V167H85L84 169H80L79 170V172H76V171H71V173L69 174H67V173H65V175H63L62 177H60L59 178V181L61 182L60 183V185L61 184H63L64 186L66 185V187H69V186H71L73 183L75 184L77 181H78V184L79 183H81V181L83 182L84 181V183H81V184H85L84 185V187H82V186H80V189H81V187L82 188H84V189H82V190H85V192H86V190L88 191L89 190V192H87V193H90L89 194V198H88V196L86 197V199L87 200H84V202H82L81 204H77V207H76V211H83V213L85 212V213H87V215L84 213V215H86L85 217H83V216H81V215H79L80 217H83L84 218V220L87 222V221H89V216H88V214H90L91 215V218L92 219H90V220H93L94 219V217L96 216L95 214H96V209H97V206H94L95 204H94V201H96L97 203H101V199L100 198H98L97 196H95L94 194H93V192H92V190H90V187H91V185L89 184L90 182H91V180H93V178L95 177V178H97L96 176L98 175H96V173H95V171H94V168H95V166L93 167L92 166V162L91 161H89ZM126 162V163H125ZM73 163V162H72ZM113 162H111V164H112ZM130 163V162H129ZM61 164H62V162H61ZM95 163H93V165H94ZM126 164V165H125ZM131 164H132V162H131ZM53 165V164H52ZM55 165V164H54ZM199 165V164H198ZM224 165L225 164H223V167H224ZM57 166V165H56ZM65 166V165H64ZM64 166L63 167H61V168H64ZM73 166H74V164H73ZM102 166V165H101ZM113 166V165H112ZM131 166V165H130ZM208 166V165H207ZM226 166V165H225ZM229 166V165H228ZM65 167H67V166H65ZM222 167V166H221ZM220 167V168H221ZM59 167H57V169H58ZM76 168V167H75ZM97 168V167H96ZM103 168V167H102ZM136 168H137V166H136ZM203 168V167H202ZM219 168V169H220ZM232 168V169H233ZM70 169V168H69ZM73 169H74V167H73ZM99 169V168H98ZM111 169H112V167H111ZM211 169V170H212ZM214 169L211 171L213 174L216 172H218V170L217 171H214ZM54 170V169H53ZM56 170V169H55ZM59 170V169H58ZM57 170V171H58ZM71 170V169H70ZM74 170H77V168L76 169H74ZM102 170V169H101ZM100 170V171H101ZM107 170H108V167H107ZM135 170V169H134ZM216 170V169H215ZM221 170V169H220ZM223 170V169H222ZM56 171V172H57ZM59 171H61V170H59ZM114 171V170H113ZM210 171V170H209ZM224 171V170H223ZM231 171H233V170H231ZM69 172V171H68ZM110 171H108L107 173H109ZM224 172V173H225ZM106 173V172H105ZM106 173V174H107ZM54 174V173H53ZM59 174V173H58ZM116 174V175H117ZM139 174V173H138ZM147 174V173H146ZM160 174V173H159ZM182 174H180V175H182ZM193 174H192V176H193ZM55 175V174H54ZM57 175V174H56ZM107 175H109V174H107ZM143 175V174H142ZM148 175V174H147ZM146 175V176H147ZM163 175V174H162ZM161 175V176H162ZM170 175H167V177L168 176H170ZM177 175L176 176H173V181H174V177H177ZM178 176V177H180L181 178V176ZM184 175V174H183ZM221 175V174H220ZM261 175V176H260ZM60 176V175H59ZM112 176V175H111ZM110 176V178H112ZM134 176V175H133ZM211 176V177H210ZM51 177V176H50ZM116 177V176H115ZM116 177V178H117ZM159 177H160V175H159ZM183 177V176H182ZM190 177V176H189ZM221 177V176H220ZM224 177H226L225 175H224ZM115 178V179H116ZM170 178V177H169ZM172 178V177H171ZM191 178V177H190ZM216 178H217V176H216ZM156 179V180H155ZM168 179V178H167ZM177 179H179V178H177ZM189 179V178H188ZM218 179V178H217ZM16 180V179H15ZM43 180H44V178H43ZM53 180V179H52ZM107 180H109V179H107ZM133 180V179H132ZM219 180V179H218ZM223 180H225V179H223ZM14 181V180H13ZM12 181V182H13ZM57 181V180H56ZM116 181H118V180H116ZM171 181H172V179H171ZM172 181V182H173ZM176 181V180H175ZM174 181V182H175ZM180 181V180H179ZM227 181V180H226ZM15 182V181H14ZM93 182V181H92ZM92 182H91V184H92ZM95 182V181H94ZM119 182V181H118ZM155 182V183H154ZM191 182V181H190ZM220 182V181H219ZM19 183V181L18 180H16V182L15 183H12V184H14L15 185V188H13V189H17L16 187H18V184ZM106 183V182H105ZM142 183V182H141ZM168 183V182H167ZM176 183V182H175ZM154 184V185H153ZM171 184V183H170ZM169 184V185H170ZM192 184H193V182H192ZM44 186V184H43V182H41V184H40V187L41 186ZM54 185V184H53ZM63 185H61V186H63ZM77 185V184H76ZM76 185H75V187H76ZM103 185V184H102ZM169 185H167V186H169ZM172 185H174V183L172 184ZM171 185V186H172ZM190 185V184H189ZM189 185H186V186H189ZM219 185H222L221 183L219 184ZM257 186V187H259V188H257L259 191L257 192L258 194H256L255 196H257L256 197V199L254 198V199H252V201H249L250 202V206L249 207H251L250 209H252L253 210V213H251V214H254V215H256L255 216V220L253 221L252 219H251V223H249L248 222V224H247V221H249V220H246V219H248L249 218V216L251 215L250 213V215L249 214H246V219H245V217L243 216V212L245 211V210H248V209H246V208H244L246 205H245V203L243 202L244 200H242L241 201V199H240V196L241 195H239V199L237 200L236 199V196H235V194L236 193H238V192H241L242 193V191H245V189H247L246 187L247 186ZM78 186V187H79ZM90 186V187H89ZM104 186V185H103ZM129 186V185H128ZM134 186V185H133ZM151 187V186H153L154 188L153 189H148L147 187ZM176 186V185H175ZM217 186V185H216ZM38 187V186H37ZM51 187V186H50ZM56 187V186H55ZM60 187V186H59ZM118 187V188H119ZM137 187V186H136ZM164 187V186H163ZM170 187V186H169ZM224 186H222V188H223ZM227 187H229L228 189H227ZM20 188H21V186H20ZM39 188V187H38ZM124 188V189H125ZM138 188V187H137ZM187 188V187H186ZM186 188H183V189H186ZM216 188V187H215ZM221 188V189H222ZM40 189V188H39ZM114 189V188H113ZM127 189V188H126ZM173 189V188H172ZM67 190V189H66ZM72 190V189H71ZM78 189H76V191H77ZM94 190V189H93ZM171 190V189H170ZM225 190V191H224ZM227 190V191H226ZM254 190V189H253ZM40 191V190H39ZM42 191V190H41ZM137 191V190H136ZM169 192H171V191H169ZM168 192V193H169ZM174 192V191H173ZM172 192V193H173ZM249 192V191H248ZM78 193V192H77ZM82 193V192H81ZM95 193V192H94ZM181 193H183V192H181ZM240 193V194H241ZM79 195H81L80 193H78ZM86 194V193H85ZM243 194H245V192L243 193ZM242 194V196H245V195H243ZM249 194V193H248ZM39 195H40V193H39ZM84 195V194H83ZM172 195H174V194H172ZM183 195V194H182ZM11 196V195H10ZM99 196V195H98ZM100 196H102V195H100ZM186 196V194H185V196H183L185 199H183L184 200V203H185V206L187 205V203L186 202H189V201H185V200H188L189 198ZM251 196H252V194H251ZM254 196V195H253ZM252 196V197H253ZM83 197V196H82ZM100 200H98L97 198ZM176 197V196H175ZM247 197V196H246ZM11 198H13V196L11 197ZM104 198V197H103ZM168 198V197H167ZM188 198V199H187ZM199 198H201V197H199ZM203 199V198H202ZM202 199L201 200H199L198 199V201L200 202V201H202ZM81 200H82V198H81ZM81 200H79L80 202H81ZM182 200V201H183ZM249 200H250V196H249ZM99 201V202H98ZM167 202V201H166ZM193 202V201H192ZM192 202H190V206H192ZM199 202H197L198 204H201V203H199ZM193 203H195V202H193ZM244 203V204H243ZM108 204V205H109ZM175 204V203H174ZM97 205V204H96ZM102 205V204H101ZM137 207L136 209H138L139 211H140V209H141V213H140V215H134V214H132V210H131V207L133 206L134 208H135V206ZM168 205H169V203H168ZM245 205V206H244ZM103 206V205H102ZM105 206V205H104ZM190 206H188V207H190ZM248 206V205H247ZM108 207V206H107ZM193 207V206H192ZM191 207V208H192ZM200 207H201V205H200ZM110 208H107V210H109ZM187 208V207H186ZM195 208V207H194ZM198 208V207H197ZM102 209V208H101ZM100 209V210H101ZM176 209H178V208H176ZM175 209V210H176ZM244 209V210H243ZM103 210H104V208H103ZM174 210V209H173ZM182 210V209H181ZM180 210V211H181ZM185 210V209H184ZM190 210V209H189ZM193 210V209H192ZM199 210V209H198ZM197 209H195V212L196 211H198ZM99 211V210H98ZM105 211H106V209H105ZM180 211H179V213H180ZM204 211V210H203ZM202 211V212H203ZM217 211H219V212H217ZM250 211V210H249ZM72 212V211H71ZM100 212H102V210L100 211ZM109 212V211H108ZM176 211H174V212H172V213H175ZM183 212V211H182ZM195 212H194V214H195ZM198 212H200L201 213V210L200 211H198ZM82 212H80V214H81ZM82 213V214H83ZM167 213H168V211H167ZM178 213V212H177ZM190 213V212H189ZM204 213V212H203ZM206 213V212H205ZM78 214V213H77ZM97 216L98 217H101V216H99V213L97 212ZM106 214V213H105ZM109 214V213H108ZM159 214V215H158ZM198 214V213H197ZM160 215L162 216V217H160ZM170 215H172L171 213H170ZM181 215V214H180ZM180 215H177V218L180 216ZM182 215H184V213L182 214ZM186 215L188 216L189 214H187L186 213ZM209 215V214H208ZM247 215H248V218H247ZM254 215H252L253 217H254ZM93 216V217H92ZM103 216L101 217L102 219H97V217H96V219L98 220V221H102L103 220ZM157 216H159V218L157 217ZM185 216V215H184ZM184 216H182V217H184ZM202 216V215H201ZM74 217H77V216H75L74 215ZM191 217V216H190ZM195 217V216H194ZM199 217V216H198ZM205 218H207L206 216H204ZM219 217V216H218ZM77 218H79V217H77ZM83 218H81V221L83 220ZM109 218H111V219H109ZM166 218H168V217H166ZM176 218V219H177ZM200 218H202V217H199V219ZM205 218H204V220H202V221H206L205 220ZM251 218V217H250ZM75 219V218H74ZM73 219V220H74ZM80 219V218H79ZM164 219V218H163ZM168 219H170V218H168ZM179 219V221L181 220L182 221V219H180V217L178 218ZM177 219V220H178ZM183 219H185V218H183ZM225 219V218H224ZM76 220V219H75ZM97 220H94V221H97ZM172 220H174V219H172ZM196 220V219H195ZM208 220V219H207ZM227 220H226V222H227ZM16 221V220H15ZM97 221V222H98ZM194 221V220H193ZM224 221V220H223ZM258 221H255V223H254V225L255 224H257V222ZM261 221V222H262ZM17 222V221H16ZM21 222V221H20ZM23 223H24V221H22ZM83 222V221H82ZM90 222V221H89ZM187 222V221H186ZM196 222V221H195ZM199 222V221H198ZM208 222V221H207ZM225 222V221H224ZM258 222V224H260V225H263L264 223L262 222V224L261 223H259ZM73 223V222H72ZM74 223H76L75 221H74ZM90 223H92V225H95L96 226V224H93V222H90ZM95 223V222H94ZM103 223L101 224V222H100V226H98V227H101V225H102V227L104 226L103 225ZM182 223V222H181ZM206 223V222H205ZM220 223H221V221H220ZM13 225H11V226H13V227H15L16 226V224L17 223H12ZM18 224H19V222H18ZM18 224H17V227L21 230H19L20 232H22V229H21V227H20V225L18 226ZM89 224V223H88ZM99 224V223H98ZM165 224V225H164ZM231 224V223H230ZM22 225V224H21ZM23 225H25V223L23 224ZM75 225V224H74ZM137 225H136V228H137ZM168 225V224H167ZM196 225V224H195ZM204 225V224H203ZM207 225V224H206ZM205 225V226H206ZM223 225V224H222ZM232 225H230V227L232 226ZM253 225V226H254ZM260 225H258L257 227L260 229V227L262 228V226H260ZM78 225L76 224V227H77ZM86 226V225H85ZM90 226V225H89ZM88 226V227H89ZM174 226V225H173ZM16 227V228H17ZM24 227V226H23ZM41 227V226H40ZM75 227V226H74ZM87 227V228H88ZM93 227V226H92ZM97 227V226H96ZM102 227L101 228H98V230H102ZM160 227V228H159ZM176 227V225L174 226V228ZM204 227V226H203ZM202 227V228H203ZM212 227V226H211ZM252 227V226H251ZM250 227V228H251ZM255 227V226H254ZM25 228V227H24ZM24 228H23V231H24ZM136 228H135V230H136ZM172 229H174L173 227H171ZM177 228V227H176ZM175 228V229H176ZM220 228V227H219ZM219 228H217V229H219ZM257 228V230H256V228H251V229H253V230H251L250 232L252 233V231L254 232L253 234L255 235V230L258 232V233H260ZM15 229V228H14ZM26 229V228H25ZM42 229V228H41ZM80 229V228H79ZM105 228H103V230H104ZM107 229H105L106 231H104V233H106L107 232ZM139 229V228H138ZM196 229V228H195ZM263 229V228H262ZM44 230V229H43ZM88 230V229H87ZM161 230H163V228L161 229ZM164 230V233L166 232ZM182 230H184V229H182ZM193 230H194V228H193ZM225 230V229H224ZM228 230V229H227ZM16 231H18V230H16ZM26 231V230H25ZM24 231V232H25ZM91 231V230H90ZM90 231H88V232H90ZM109 231V232H110ZM121 231V232H120ZM141 231V230H140ZM157 231V230H156ZM178 231H179V229H178ZM177 231V232H178ZM185 231H186V229H185ZM223 231V230H222ZM229 231V230H228ZM247 231H248V233H247ZM24 232L22 233V234H24ZM103 232V231H102ZM109 232H107V233H109ZM150 232V233H151ZM169 232V231H168ZM171 232V231H170ZM169 232V233H170ZM183 232V231H182ZM203 231L201 230L200 231V233H202ZM220 232H221V230H220ZM230 232V231H229ZM228 232V233H229ZM231 232L229 233V234H227V232H226V234L229 236V237H227V243H225L224 242V245L226 244H229V245H234V247H236L235 245L237 244V243H235L234 244V241L235 240H244L243 242L242 241H239V242H242L243 243V245H242V243H241V245L242 246H240V244H239V246L237 247V248H240L241 250H239V252H241L242 253V249H243V247L245 246V237H244V239H242V237H241V235L240 236H238V234H236L237 236H235V234L233 235V234H231ZM28 234L27 235H29V231L27 232ZM65 233V232H64ZM74 233V232H73ZM76 233V232H75ZM82 233V232H81ZM98 233H99V231H98ZM101 233V232H100ZM107 233H106V235H107ZM143 233V232H142ZM185 233V232H184ZM184 233H181V236H182V234H184ZM205 233V232H204ZM247 233V234H246ZM250 233V234H251ZM69 234H70V232H69ZM137 234V233H136ZM141 234V233H140ZM190 234V233H189ZM199 234V233H198ZM198 234H196V236H195V239L197 238V235ZM232 236H231V235ZM244 234H246V235H244ZM251 235V236H253L254 237V235ZM262 233H260L259 234V236H257V238H261V239H263L264 237H263V235H261ZM11 235V234H10ZM25 235H26V233H25ZM61 235V234H60ZM66 235V234H65ZM72 235H74V234H72ZM78 235V234H77ZM109 235H111V232L108 234V236ZM144 235V234H143ZM148 235V234H147ZM166 235H168V234H166ZM171 235V234H170ZM169 235V236H170ZM179 235V234H178ZM193 234H191V236H192ZM204 235V234H203ZM226 235V236H227ZM258 235V234H257ZM12 236V235H11ZM21 236V235H20ZM31 236V235H30ZM71 236V235H70ZM104 236V235H103ZM102 236V237H103ZM112 236H115V235H112ZM112 236H110V237H112ZM139 236V235H138ZM180 236V237H181ZM186 236V235H185ZM198 236H200V235H198ZM207 236V235H206ZM223 236V235H222ZM246 236V237H247ZM74 237V236H73ZM120 237V236H119ZM130 237V236H129ZM178 237V236H177ZM179 237V238H180ZM193 237V236H192ZM202 237V236H201ZM237 237H238V239H237ZM241 237V238H240ZM64 238V245L63 244H61V245H63L64 247H65V249H64V251H65V253L66 252H68L69 251V249H71V247L72 246H70V242L67 240L68 238L67 237H63ZM62 238V239H63ZM107 238V237H106ZM115 238V237H114ZM133 238H135V237H133ZM133 238H131L132 240H133ZM138 238V237H137ZM136 238V239H137ZM169 238V237H168ZM182 238V237H181ZM180 238V239H181ZM185 238V237H184ZM189 238V237H188ZM199 238V237H198ZM205 238V237H204ZM236 238V239H235ZM240 238V239H239ZM248 238L249 237H247V240H248ZM252 238V237H251ZM255 238H256V236H255ZM253 239V241H255L256 240V245H255V247L257 246L258 247V251H257V248H255L256 250H253L252 248L253 247H250L251 245V243H253V241H251L250 240V242H249V247L251 248L250 249V251H251V254H252V251H253V254H254V252H255V257L254 258H256L257 256H259L260 257V255L261 256H264V255H262L263 254V249H264V241L262 242V241H259V240H261L260 238L259 239ZM4 239V238H3ZM72 239V238H71ZM108 239V238H107ZM106 239V240H107ZM110 239V238H109ZM116 239V238H115ZM115 239H112V240H115ZM157 239V238H156ZM165 239H166V237H165ZM193 240H195L194 238H192ZM202 239V238H201ZM206 239V238H205ZM204 239V240H205ZM225 239V238H224ZM6 240V239H5ZM13 240V239H12ZM167 240V239H166ZM173 240H174V238H173ZM179 240V239H178ZM182 240V239H181ZM196 240H198V239H196ZM7 241H9V240H7ZM11 241V240H10ZM134 241V240H133ZM169 241V240H168ZM185 241H186V239H185ZM185 241H182V242H180V245H181V243H183V242H185ZM199 241H201V240H199ZM225 241V240H224ZM237 241V242H238ZM2 242V241H1ZM14 242V241H13ZM19 242V241H18ZM45 242V241H44ZM127 242H128V239H127ZM143 242H144V240H143ZM156 242V241H155ZM167 242V241H166ZM170 242V241H169ZM174 242H175V240H174ZM189 242V241H188ZM194 242V241H193ZM192 242V243H193ZM203 242V241H202ZM262 242V243H261ZM22 243V242H21ZM45 243H47V242H45ZM65 243H68V244H65ZM140 243V242H139ZM157 243V242H156ZM160 243V242H159ZM164 243V242H163ZM177 243V242H176ZM197 244L199 243V242H196ZM201 243V242H200ZM255 243V242H254ZM3 244V243H2ZM7 244V243H6ZM23 244V243H22ZM128 244H129V242H128ZM137 244H138V241H137ZM158 244V243H157ZM173 244V243H172ZM179 244V243H178ZM21 245V244H20ZM19 245V248L21 247ZM45 245V244H44ZM47 245V244H46ZM45 245V246H46ZM130 245V244H129ZM128 245V246H129ZM135 245H136V243H135ZM162 245V244H161ZM174 246L176 245V244H173ZM203 245V244H202ZM210 245V244H209ZM0 246H1V244H0ZM16 246V245H15ZM126 246V245H125ZM142 246V245H141ZM155 246V245H154ZM159 246V245H158ZM165 246V245H164ZM163 246V249L165 248ZM169 246H172V245H169ZM168 246V247H169ZM173 246V247H174ZM194 246V245H193ZM197 246V245H196ZM208 246V245H207ZM228 246V245H227ZM227 246H225L226 248H227ZM253 246H254V244H253ZM136 247V246H135ZM153 247V246H152ZM176 248H175V250H176V252H177V250L179 249V246H175ZM178 247V248H177ZM187 247V246H186ZM224 247V246H223ZM246 247H247V241H246ZM1 248V247H0ZM22 248V247H21ZM30 248V247H29ZM46 248V247H45ZM125 248V247H124ZM129 248V247H128ZM155 248V247H154ZM159 248V247H158ZM169 248H171V247H169ZM168 248V249H169ZM225 248V249H226ZM230 248H233V247H231L230 246ZM236 248V249H237ZM131 249V248H130ZM147 249V248H146ZM145 249V250H146ZM166 249H167V247H166ZM165 249V250H166ZM182 249V248H181ZM180 249V250H181ZM246 249H248V248H246ZM19 250H21V249H19ZM28 250V249H27ZM51 250V249H50ZM149 250H151V249H149ZM226 250H229V248H227ZM233 250H235L234 248H233ZM237 250V251H238ZM249 250V249H248ZM2 250H0V252H1ZM15 250H12V252H8V254H7V252H6V255L5 256H7V258H8V260H9V262H14L15 260H17L16 258H17V251H15ZM44 251L45 250H43V257H44ZM71 251V250H70ZM141 251V250H140ZM139 251V252H140ZM174 251V250H173ZM183 251V250H182ZM181 251V252H182ZM193 251V250H192ZM225 251V250H224ZM244 251H245V249H244ZM247 251V250H246ZM260 251H262L261 252V254H257L256 255V253H260ZM20 252V251H19ZM184 252V251H183ZM202 252V251H201ZM201 252H200V254H201ZM229 252H230V250H229ZM229 252H228V254H229ZM234 252H236V251H234ZM52 253H54V252H52ZM64 253V252H63ZM64 253V254H65ZM70 253V252H69ZM125 253H127L126 251H125ZM161 252H159V254H160ZM173 252H171V251H164L163 252V254L162 255H160V259L161 260H159L160 262L158 263V264H187L188 263V261H187V263H185V261L183 262L182 260L181 261H176L177 260V258L175 259V257H174V255L172 254ZM175 253V252H174ZM199 253V252H198ZM240 253V255H242ZM244 253V252H243ZM248 253V252H247ZM246 253V254H247ZM23 254V253H22ZM45 254H47V252L45 253ZM66 254H68V253H66ZM146 254V253H145ZM246 254H243L244 256H246ZM249 254H250V252H249ZM249 254H247V256H248V259H247V261L248 260H251V258L249 259ZM253 254H252V256H253ZM38 255H40V253L38 254ZM141 255H142V253H141ZM157 255V254H156ZM177 255H178V252H177ZM176 255V256H177ZM184 255V254H183ZM223 255V254H222ZM230 255H232V251L230 252ZM234 256H235V253L233 254ZM237 255V254H236ZM239 255V254H238ZM20 256V255H19ZM46 256V255H45ZM130 256V255H129ZM186 256V255H185ZM184 256V257H185ZM187 256H188V254H187ZM193 256V255H192ZM198 256H199V254H198ZM233 256V257H234ZM243 256V257H244ZM247 256H246V258H247ZM251 255H250V257H252ZM183 257V256H182ZM214 257V256H213ZM224 257V256H223ZM230 257V256H229ZM233 257H231V258H233ZM242 257V259H241V257H240V260H245V258H243ZM0 258H2L1 256H0ZM4 258H6V257H4ZM3 258V259H4ZM45 258V257H44ZM72 258V257H71ZM189 258H191V256L189 257ZM189 258H187V259H189ZM239 258V257H238ZM262 258H264V257H262ZM18 259L20 260V258L18 257ZM50 259V258H49ZM48 259V260H49ZM126 259V258H125ZM137 259V258H136ZM145 259V258H144ZM182 259V258H181ZM230 259V258H229ZM236 259V258H235ZM5 260V259H4ZM55 260V259H54ZM148 260V259H147ZM202 260V259H201ZM239 260V259H238ZM263 260V259H262ZM260 258H256V259H254L253 261H252V263L253 264H263V261H262ZM1 261H2V259H1ZM6 261V260H5ZM5 261L3 262V263H5ZM51 261V260H50ZM127 261V260H126ZM131 261H132V259H131ZM158 261V260H157ZM196 261V260H195ZM207 261V260H206ZM231 261V260H230ZM246 261V264H250L251 263V261H250V263L249 262H247ZM17 262H19V261H17ZM190 262V261H189ZM236 262L237 261H234V263L236 264ZM245 262V261H244ZM3 263H1V264H3ZM11 263V264H12ZM44 264H52L53 263V261H52V263H50L49 261H45V262H43ZM131 263V262H130ZM230 263H232V262H230ZM229 263V264H230ZM238 263H243V262H239L238 261ZM251 263V264H252ZM6 264V263H5ZM8 264V263H7ZM14 264V263H13ZM42 264V263H41ZM53 264H55V263H53ZM128 264V263H127ZM139 264V263H138ZM194 264V263H193ZM199 264V263H198Z\"/></svg>",
    "mask_w": 264,
    "mask_h": 264
}]
</instances>
